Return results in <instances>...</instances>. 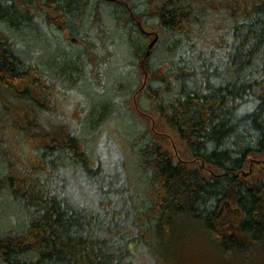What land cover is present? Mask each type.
<instances>
[{
    "label": "trees",
    "instance_id": "1",
    "mask_svg": "<svg viewBox=\"0 0 264 264\" xmlns=\"http://www.w3.org/2000/svg\"><path fill=\"white\" fill-rule=\"evenodd\" d=\"M48 26L80 37L69 43L78 55L69 56L83 58L87 71L90 63L86 83L96 94L107 82L106 67L121 60L122 42L135 81L147 75L141 97L149 108L139 103L147 115L136 111L144 122L137 123L134 103V111L126 107L136 86L120 89L126 95L117 97V110L146 175L138 214L155 246H172L188 225L200 222L223 250L263 257L264 0H0V195L23 210L19 224L0 225V264H132L129 245L145 243L134 207L124 212L137 232L122 243L118 220L106 222L101 212L102 164L89 154L92 133L84 135V128L98 126L106 107L91 110V96L86 104L71 101L78 107L73 116L64 108L76 90L63 83L75 84L56 68L57 54L47 46L53 43L34 34ZM208 28L221 51L208 49L193 60L194 41L205 40ZM153 35L158 41L149 49ZM160 46L170 56L153 66ZM109 98L117 105L115 95ZM38 160L41 168L33 172ZM72 165L80 170L71 172V186L88 193L83 187L90 183L94 208L77 207L54 190L57 168ZM118 165L124 169L122 161ZM120 180L121 189H110L119 198L132 184L123 171ZM226 229H235L233 235L226 237Z\"/></svg>",
    "mask_w": 264,
    "mask_h": 264
},
{
    "label": "rangeland",
    "instance_id": "2",
    "mask_svg": "<svg viewBox=\"0 0 264 264\" xmlns=\"http://www.w3.org/2000/svg\"><path fill=\"white\" fill-rule=\"evenodd\" d=\"M40 10L41 11L39 12V16H37V18H41V15H43L42 13L44 10L42 8ZM222 17H224V15L220 16V18ZM105 22L109 27H113L111 17L107 14L105 15ZM73 24L76 25L74 27L75 29L80 28L79 24ZM219 28V30H224L222 26ZM75 29H73L74 34H76ZM214 33L215 31H213V29L208 28L209 35L205 40L198 38L194 41L196 45V52L192 56L193 60H197L199 55L206 54L208 49H211L215 55L219 54L221 51L220 44L216 36L213 39ZM34 34L41 37V39H45L46 41L53 43L47 44V46L54 48V53L57 54L55 57L56 68L63 72L65 74L64 76L67 79L72 80L73 84H75L74 86H70V83L67 81H64L63 83H66L68 87H72L76 90V92L71 93L69 95L70 98L66 100L69 102H66L63 105L64 108L68 110V113L73 116V112L78 109V107H76L78 104H74L76 108H73L71 101L75 103L74 100L76 99V101H81V103L86 104L91 96V110L100 105H104L106 107V111L104 112L106 117L93 130L88 127L84 128V135L92 133L88 139V152L91 157L94 156L95 158H99L102 164V167L98 168H100L99 174L103 178L101 181L103 194L100 195L98 204L103 210L100 211L105 216L106 222H108L111 217L118 220V224L120 226L119 233L122 235L119 243H122L124 239L130 238L133 230L135 233L137 232V229H133L130 226L128 221L129 217L124 212L126 206H132L136 209L135 219L140 222L138 230L141 235H143L145 243H142V246L134 243L129 245L130 251L134 252V260L132 264H264V256L262 257V254L259 252L251 259V250L248 252H229L227 250H223L218 241L214 239V236L208 232L204 225L201 226L200 222L198 224L188 225V227L180 234L178 241L172 246L166 244L168 248H157L155 246V239H153L147 231L148 225L144 222L147 220L138 214L143 202L141 193L147 184V180L145 179L146 175L137 166V156L132 153L131 144L127 138V128L129 131L130 128L127 127L124 117L120 119L117 110V108H119L118 105L121 103L119 99H122L126 95V93L120 89L124 88V86L127 88H131V85L133 87L136 86L135 90H131V99L129 100L130 102H128L129 105H126L127 109L129 108L128 110H130L129 106L133 104V94L142 83L140 78H137V82L135 81V67H128V61L126 64L125 60L130 58V54L127 51L125 43L122 42L119 47V51L121 53L119 57L121 60L116 63V66L115 64H112L110 68L109 66L106 67V72L108 71V75L106 74L107 82L103 86H96L99 92L96 94L94 90L95 87H92L94 89H90V85L88 82L86 83V79H88V76L91 75L90 73L93 70L90 63L87 71L86 67L83 65V58H80L77 61H75V59L74 61H71L72 58L69 56V54L72 56L78 55L80 49L77 48L74 53L72 52L73 46L70 44H77L80 37L74 38L69 34L67 29L64 31H58L55 29L53 30L51 26H48L47 29H43L42 27H40L39 30L35 29ZM25 36L30 38L31 35L27 34ZM25 36L23 35L22 37ZM212 39L214 40L215 46H212ZM118 40L120 42L119 38ZM161 48L164 47L160 46L155 51L151 60L153 66H159L162 61L170 56L169 52H166ZM35 52L38 54L37 59L41 60L43 50H39L36 46ZM93 61L94 56H90L88 62L93 63ZM51 63L52 60L50 61V64ZM102 70L105 75V69L103 68ZM81 81L84 83H81ZM66 85H63V87L66 88ZM103 87H106V89L104 91H100V88ZM59 88L62 89V87ZM107 91H109V93ZM114 95L116 96V100L118 102L117 105L114 101H112V98H109ZM127 97H125L124 100L126 99L128 101ZM140 97L141 95L138 96L137 102L141 104V107L143 109L149 108V102ZM78 106L80 107V105ZM131 108V110L134 111L132 106ZM133 113L137 114L136 110ZM135 117L138 124H142L144 122L143 117L138 114L135 115ZM94 126L95 124L93 127ZM38 137L42 139V141L38 139V143H42L43 137ZM120 161L124 163L123 170L118 165V162ZM41 163H43L42 160L36 161V165L30 170L33 172L39 170L41 168ZM73 170L79 172L80 168L76 165L57 168L55 173V184L53 186L54 190L58 195L65 197L67 201L73 203L77 207L79 206L80 208L87 209L93 207L91 206V202L93 201L94 203H97V197L93 194L94 187H92L90 183H88L89 185L86 183L83 188L87 190L88 193H84V190L76 189L75 182H73V186H71L70 174ZM121 171H123L124 174H127L129 182H131L134 187L131 186L132 184L129 185L125 190V197L123 196L119 198L116 194L112 193L110 189H121L123 186V181L120 180ZM3 172L4 168L0 162V176ZM80 174L85 175L82 171ZM62 180H66L67 182H62ZM140 180L141 182H137ZM71 187L75 190H71ZM0 212L3 215L0 219V225L5 227H9L11 225V221L15 220L16 221L14 223L19 224L23 216V210L19 206L12 204L8 199L4 198L3 195H0Z\"/></svg>",
    "mask_w": 264,
    "mask_h": 264
},
{
    "label": "water",
    "instance_id": "3",
    "mask_svg": "<svg viewBox=\"0 0 264 264\" xmlns=\"http://www.w3.org/2000/svg\"><path fill=\"white\" fill-rule=\"evenodd\" d=\"M157 40H158V37L156 36L155 39L150 43L149 47L151 48Z\"/></svg>",
    "mask_w": 264,
    "mask_h": 264
},
{
    "label": "flooded vegetation",
    "instance_id": "4",
    "mask_svg": "<svg viewBox=\"0 0 264 264\" xmlns=\"http://www.w3.org/2000/svg\"><path fill=\"white\" fill-rule=\"evenodd\" d=\"M227 235H230L228 231H227ZM230 236H231V235H230Z\"/></svg>",
    "mask_w": 264,
    "mask_h": 264
},
{
    "label": "bare ground",
    "instance_id": "5",
    "mask_svg": "<svg viewBox=\"0 0 264 264\" xmlns=\"http://www.w3.org/2000/svg\"><path fill=\"white\" fill-rule=\"evenodd\" d=\"M148 55H149V52H148ZM76 68V67H75ZM69 70V69H68ZM69 74V73H68Z\"/></svg>",
    "mask_w": 264,
    "mask_h": 264
}]
</instances>
